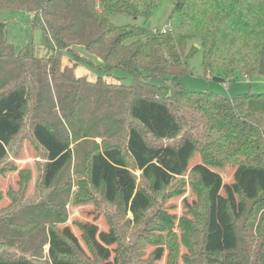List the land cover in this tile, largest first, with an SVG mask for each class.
<instances>
[{
    "label": "trees",
    "instance_id": "1",
    "mask_svg": "<svg viewBox=\"0 0 264 264\" xmlns=\"http://www.w3.org/2000/svg\"><path fill=\"white\" fill-rule=\"evenodd\" d=\"M158 1L0 0V10L39 14L47 42L43 56L28 47L16 51L0 21V163L28 114L29 139L45 154L41 180L45 189H52L70 164L76 142L99 136L100 144L90 141L86 166L89 184L105 202L119 203L139 222L153 207V199L164 193L167 199L181 196L185 182L174 188L173 183L188 173L196 174L207 190L201 196L205 208L203 263L264 264V182L260 177L264 175V93L227 97L179 85L195 50L189 47L192 40L199 41L204 70L217 73L215 80L264 79V0H167L173 9L163 30L116 26L109 20L112 15L149 19ZM81 64L101 76L124 72L131 76V83L108 84L101 76L95 81L79 77L76 70ZM78 119L87 124L81 131L76 128ZM100 123L105 128L95 127ZM122 134L123 142L116 141ZM180 136L176 145L162 143ZM125 154L145 186L138 185ZM195 158L200 166L192 165ZM206 168L217 174L235 170L239 211L225 199L223 225L231 245L224 249H212V239L219 234L213 228L218 180L206 183ZM248 174L254 175L252 194L244 182ZM193 189L196 200L188 203L184 199L183 206L195 219L180 218L182 231L196 230L200 195ZM151 217L147 223L157 238L144 243L157 245L150 263L156 264L163 256L161 246L166 238L175 244L178 238L172 230L175 218L165 211H155ZM56 225L49 224L44 239L49 264H82L75 259L79 257L109 264V251L93 236L97 227H82V247L67 228ZM99 236L115 247L114 264H119L115 231L111 228ZM0 264L34 263L23 254L0 250Z\"/></svg>",
    "mask_w": 264,
    "mask_h": 264
},
{
    "label": "rangeland",
    "instance_id": "2",
    "mask_svg": "<svg viewBox=\"0 0 264 264\" xmlns=\"http://www.w3.org/2000/svg\"><path fill=\"white\" fill-rule=\"evenodd\" d=\"M172 9L173 5L170 1L161 0L152 6L149 19L112 15L109 20L116 26L137 25L151 30H163L168 27ZM0 21L5 24L8 43L16 51L28 47L37 56L45 54L47 42L40 28L41 18L39 14L28 13L22 9H1ZM192 46L195 47V50L190 56L188 71L180 76V87L189 91L211 92L227 97L249 91L251 93H264V79H249L243 78V76L234 81L227 79L225 82L228 83L215 80L214 76L217 73L210 75L204 70L203 53L199 41L192 40L189 42V47ZM76 75L79 77L86 76L90 81H95L101 76L93 67L85 64H81L77 68ZM113 75V77L107 75L101 77L108 84L131 83V76L124 72L115 71ZM80 120L84 119L77 120L76 128L79 131L87 127V124L80 123ZM30 121L31 116L28 114L21 133L12 142L6 159L0 163V250L16 253V255L23 254L30 258L34 264H49L48 246L44 240L49 224H57L56 227L59 229L67 228L82 247H84L81 240L82 227L95 226L97 232L93 236L100 243L102 249L109 251V264L115 262V247L103 243L99 235L109 233L111 228L119 238V264H150L153 259L152 253L157 245L144 243V241L155 240L157 237L151 234V226L147 221L152 219L151 216L155 211H165L175 218V225L172 230L178 239L177 244H175L174 239L166 238L161 246L163 247V256L156 264H204L201 242L205 208L201 196H205L207 190L201 186L196 174L188 173L173 183L174 188L179 186V183L185 182L181 196H172L170 199L162 197L165 193L158 196L153 199V207L142 215L139 222H135L132 214L124 211L122 205L117 202L108 204L104 201L101 193L94 190L89 184L86 154L91 148L90 141H96L97 144L101 143L102 139L98 138L99 136L88 137L76 142L70 164L58 177L55 186L52 189H45L41 184L45 154L29 139ZM102 124L100 123L95 127L105 128ZM181 137L162 143L176 145ZM115 138L116 141L122 143L124 137L122 134L121 138ZM85 142L87 143L85 144ZM148 142L150 144L156 143L150 138H148ZM79 145L80 148L78 149ZM125 158L128 167L133 170V174L137 178L138 185L145 186L139 177L140 173L133 169L132 161L126 154ZM198 162V158H195L192 165H198L196 164ZM206 169V183H211L214 179L218 180V187L214 193L213 228L219 229V234L212 239V249H224L231 245L230 234L223 225L225 199L228 198L232 201L236 213L239 211L235 189V170L226 169L217 174L213 170ZM253 176V174H248L244 179L250 194L253 192ZM260 177L264 182V175L260 174ZM193 187L200 195L195 207L198 219L196 230L190 232V229H183L182 231L178 228L179 219L182 217L193 219V216L183 206L184 199L188 203L196 200ZM3 240L6 241V246L3 244ZM19 243H21L20 246H17ZM75 259H78L82 264H98L95 263L94 259L92 261H87L81 257Z\"/></svg>",
    "mask_w": 264,
    "mask_h": 264
},
{
    "label": "crops",
    "instance_id": "3",
    "mask_svg": "<svg viewBox=\"0 0 264 264\" xmlns=\"http://www.w3.org/2000/svg\"><path fill=\"white\" fill-rule=\"evenodd\" d=\"M242 77H243V76H241V77H238V78H242ZM232 78H233V77H232ZM238 78H237V79H238ZM225 83H228V82H225ZM227 88H228V86H227Z\"/></svg>",
    "mask_w": 264,
    "mask_h": 264
},
{
    "label": "built area",
    "instance_id": "4",
    "mask_svg": "<svg viewBox=\"0 0 264 264\" xmlns=\"http://www.w3.org/2000/svg\"><path fill=\"white\" fill-rule=\"evenodd\" d=\"M243 78H247L246 76H244ZM226 86V85H225Z\"/></svg>",
    "mask_w": 264,
    "mask_h": 264
}]
</instances>
